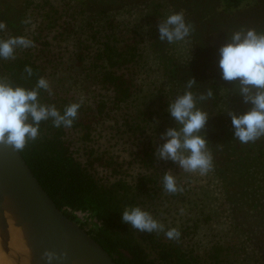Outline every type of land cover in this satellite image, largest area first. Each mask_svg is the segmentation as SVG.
Here are the masks:
<instances>
[{
	"label": "trees",
	"instance_id": "obj_1",
	"mask_svg": "<svg viewBox=\"0 0 264 264\" xmlns=\"http://www.w3.org/2000/svg\"><path fill=\"white\" fill-rule=\"evenodd\" d=\"M20 5L23 21L31 22L16 28L0 18L7 25L0 39L25 36L34 47L17 48L15 59H0V76L28 89L46 78L53 94L41 90L40 100L61 113L84 101L71 128L42 122L40 138L19 152L57 209L75 222L78 211L101 220L100 226L79 224L115 264H264L260 231L245 233L254 249L252 261L247 254L234 260V237L218 219L225 210L234 218L243 191L252 201L251 213L264 214V190L255 187L264 176V137L248 144L234 139L224 101H231L237 114L251 106L234 91L237 82L222 79L218 65V50L231 31L241 26L264 31V11L257 14L264 0H22ZM168 7H180L193 25L190 39L199 45L200 58L190 67L164 58L162 82L157 83L147 56L153 40L160 41L155 24ZM134 8L142 12L144 26H152L149 35L141 33V20L124 16L135 13ZM248 11L262 16L258 24L241 16ZM26 66L33 70L31 77ZM190 73L197 81L194 92L212 88L214 94L198 107L209 113L203 134L213 154L210 172L219 197L208 193V183L197 185L198 173H186L154 154L163 143L161 134L176 127L168 103L183 93ZM169 170L182 192L164 191L163 174ZM130 206L150 212L166 229L178 228L179 241L123 223L122 212Z\"/></svg>",
	"mask_w": 264,
	"mask_h": 264
},
{
	"label": "clouds",
	"instance_id": "obj_2",
	"mask_svg": "<svg viewBox=\"0 0 264 264\" xmlns=\"http://www.w3.org/2000/svg\"><path fill=\"white\" fill-rule=\"evenodd\" d=\"M30 19L22 21L30 23ZM7 25L0 21V31ZM159 40L173 44L184 41L190 36L194 27L185 19L184 11L173 12L158 23ZM34 47V42L25 36H10L0 39V59H15L17 48ZM218 65L222 79L237 82L234 91L243 101L251 104L244 113L237 114L226 108L234 129V139L241 144L254 143L264 137V31L254 27H244L230 32L227 43L219 48ZM24 71L28 77L33 75L30 66ZM197 85L195 78L185 83V90L169 101L167 111L175 120L176 127H169L161 134L163 141L156 150L155 156L161 160L176 163L186 173L208 174L213 169V154L203 130L209 120V113L198 107V104L213 98L212 88L206 92L196 93L192 89ZM41 90L49 96V81L40 77L31 89L13 85L6 76H0V144L11 146L22 152L30 143L40 138L42 122L51 121L56 128H71L78 117L83 98L79 102L65 106L63 112L54 104L40 100ZM163 189L166 193L182 192L176 177L169 170L163 174ZM122 222L140 233H164L169 240L179 241L181 233L178 228H168L154 216L139 206L125 207ZM67 251L56 252L44 250L41 259L46 264L66 259Z\"/></svg>",
	"mask_w": 264,
	"mask_h": 264
},
{
	"label": "water",
	"instance_id": "obj_3",
	"mask_svg": "<svg viewBox=\"0 0 264 264\" xmlns=\"http://www.w3.org/2000/svg\"><path fill=\"white\" fill-rule=\"evenodd\" d=\"M46 249L68 253L53 264H115L80 224L57 209L20 153L0 144V255L6 264H46L41 259Z\"/></svg>",
	"mask_w": 264,
	"mask_h": 264
},
{
	"label": "rangeland",
	"instance_id": "obj_4",
	"mask_svg": "<svg viewBox=\"0 0 264 264\" xmlns=\"http://www.w3.org/2000/svg\"><path fill=\"white\" fill-rule=\"evenodd\" d=\"M216 0H211V4L213 2H215ZM21 2L22 0H17L16 3L13 4L12 0H0V18H3L6 23L10 26V27H16L19 28L22 25V21H23V11L21 9ZM206 4L209 6L210 3L206 2ZM180 10V7H177ZM178 9H174L173 7H168L163 14V19H161L159 22L163 21L169 14L173 13V12H179ZM168 10V11H167ZM262 11H264V9L258 10V13H261ZM133 12L135 13H126L124 14V16L126 17H137L138 20H141V26H143L141 33L143 34V36H147L150 34V32L152 31L151 28L152 26H144V22H146L144 20V16L142 14V12L138 9V8H134ZM248 13L251 15L250 17L248 16ZM257 14H252L250 11L246 12V15H241L242 17L245 16V18H249L250 20H253V25H256L259 23V20L262 16H258ZM157 22L155 25L158 26ZM230 24V22H229ZM232 24V23H231ZM157 26H155L156 28H158ZM221 28V26H220ZM224 33L226 32V27L222 28ZM158 36H156V38H159V32L157 30V34ZM194 35H191L189 37H187L184 41L181 42H176L173 44H169L166 41L165 42H161V41H155L153 40V43L155 44L153 47H150L149 49V56H147L148 60H149V64L152 67V69L154 70V76H155V81L157 83L162 82V76L164 74V67L162 66V60L166 57H172V59L174 61L179 62V64H183V62H185V66L186 67H190V64H194L197 62V60L200 58L198 57L197 53L199 52V48L196 43H194L193 45V38L192 40L190 39L191 37H193ZM196 42V41H195ZM197 45L195 48L194 46ZM168 64L170 63V61H167ZM171 71H173L174 69L172 67ZM197 70V69H195ZM200 71V69L198 70ZM166 74V72H165ZM190 75L192 76V78H194L193 74L190 73ZM201 77V76H200ZM74 84V83H73ZM251 106V104H249ZM225 116L229 117L227 114L226 108L228 110L234 111L236 112L233 104L231 103V101L227 100L224 101V104L222 105ZM230 118V117H229ZM176 126V125H175ZM198 182L197 185L198 186H206V183H208L210 185V188L206 190L208 191L209 194H212L214 197H219V192H220V187H216L215 186V179L212 177V172H209L206 175L201 176L198 173V176L196 177ZM256 188H258L259 190H264V176H259L258 177V183L255 185ZM245 194L246 192H241L240 196H239V202L241 203V205L239 206V208L237 209V213L234 214V218L230 219L229 217H227V211H223L221 213V215L219 216L218 219H220V227L222 229L227 228L233 235L235 243H236V256L234 257V260H239L241 261V259H246V257H244V254L249 255V261L251 262L252 259V254L254 252V249L252 247V245H250L247 240H245V235H249V231L257 234L260 231V234L262 235V237H264V214H261L260 211H255L254 213H251L250 211V207L252 206L251 204V199H247L245 198ZM235 197L237 198L238 196L235 195ZM235 198V200H236ZM238 199V198H237ZM220 203H224L223 200L218 201L216 206L220 205ZM264 210V209H263ZM89 217H80L83 218V220H81L80 218L76 217V220L78 222V224H86V225H96L95 223H93L94 218L97 221H100L98 218L92 216L89 213ZM91 220L90 223L88 220ZM217 220V219H216ZM236 220V221H235ZM238 222H240V224H238ZM240 225L242 226V229L240 227ZM246 233V234H245ZM257 239V237L254 235V245H255V240ZM253 245V246H254ZM251 253V254H250Z\"/></svg>",
	"mask_w": 264,
	"mask_h": 264
},
{
	"label": "built area",
	"instance_id": "obj_5",
	"mask_svg": "<svg viewBox=\"0 0 264 264\" xmlns=\"http://www.w3.org/2000/svg\"><path fill=\"white\" fill-rule=\"evenodd\" d=\"M73 215L76 216V217H78V218H80V217H84V216H85V217H89V216H90L88 212H80V211H78V212H74ZM80 219L83 220V218H80ZM88 221H89V223H90L91 220L89 219ZM93 223H95L96 225L100 226V225H101V220H100V221H97V220L94 218Z\"/></svg>",
	"mask_w": 264,
	"mask_h": 264
},
{
	"label": "bare ground",
	"instance_id": "obj_6",
	"mask_svg": "<svg viewBox=\"0 0 264 264\" xmlns=\"http://www.w3.org/2000/svg\"><path fill=\"white\" fill-rule=\"evenodd\" d=\"M12 243L14 246H16V247L18 246L16 241L12 240ZM0 264H6L5 259H3V257L1 255H0Z\"/></svg>",
	"mask_w": 264,
	"mask_h": 264
}]
</instances>
